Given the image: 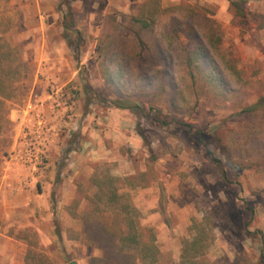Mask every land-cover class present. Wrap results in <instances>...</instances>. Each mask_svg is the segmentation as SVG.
I'll return each instance as SVG.
<instances>
[{
  "label": "rangeland",
  "instance_id": "rangeland-1",
  "mask_svg": "<svg viewBox=\"0 0 264 264\" xmlns=\"http://www.w3.org/2000/svg\"><path fill=\"white\" fill-rule=\"evenodd\" d=\"M245 1L241 22L229 0H67L65 31L62 0H0L25 61L0 103V264H101L82 221L109 177L154 229L155 264H184L197 231L203 264H264V109L241 112L264 94V0ZM105 69L173 121L109 104ZM85 83L100 95L89 104Z\"/></svg>",
  "mask_w": 264,
  "mask_h": 264
},
{
  "label": "trees",
  "instance_id": "trees-1",
  "mask_svg": "<svg viewBox=\"0 0 264 264\" xmlns=\"http://www.w3.org/2000/svg\"><path fill=\"white\" fill-rule=\"evenodd\" d=\"M245 0H229V8L241 22L245 21L246 10L243 7ZM66 6V12L63 14V28L65 31L73 30L72 12L67 0H62ZM143 26L148 25L145 19ZM16 50V51H15ZM199 54H204L215 71L211 73L214 80H223V72L217 67L216 61L208 53L206 46H200L197 50ZM25 61L16 47L11 46L0 32V103L10 100L16 91V83L20 80V72L23 69ZM122 69H105L103 74L107 80L115 86L117 96L109 101L113 107L120 109H131L141 116H151L152 119L161 126L168 125L173 118L155 107L144 109L136 103L133 93L124 92L119 86ZM7 75V76H6ZM83 92L86 94L87 104L93 99L100 98V95L93 90L89 83L83 85ZM264 109V94L259 96L257 101L243 107V113H256L257 110ZM178 112V111H177ZM1 115V114H0ZM192 128L190 124H187ZM202 130H195L196 136L203 143L206 152L212 156L221 176L227 180V174L221 161L216 158L213 152L208 148V143L213 140L202 139ZM117 179V178H116ZM115 179L109 177L105 185L97 184V191L94 194L96 204L92 211L83 216L82 234L83 238L94 245L99 251V260L101 264H155L158 262L160 250L156 243L154 229L147 227L139 222L137 209L131 203L129 197L117 192ZM201 232L197 231L191 241L186 240L181 251V263L184 264H203L199 261L200 256L205 252L209 244L201 241ZM264 244V240H263ZM264 258V250L260 254Z\"/></svg>",
  "mask_w": 264,
  "mask_h": 264
},
{
  "label": "water",
  "instance_id": "water-1",
  "mask_svg": "<svg viewBox=\"0 0 264 264\" xmlns=\"http://www.w3.org/2000/svg\"><path fill=\"white\" fill-rule=\"evenodd\" d=\"M66 264H77V262L75 260H71V261L67 262Z\"/></svg>",
  "mask_w": 264,
  "mask_h": 264
},
{
  "label": "crops",
  "instance_id": "crops-1",
  "mask_svg": "<svg viewBox=\"0 0 264 264\" xmlns=\"http://www.w3.org/2000/svg\"><path fill=\"white\" fill-rule=\"evenodd\" d=\"M10 200H12V199H10ZM6 201H8V200H6ZM6 201L4 203H6Z\"/></svg>",
  "mask_w": 264,
  "mask_h": 264
}]
</instances>
